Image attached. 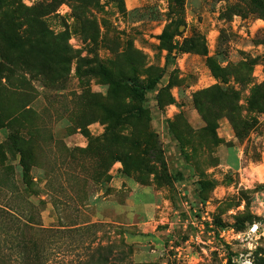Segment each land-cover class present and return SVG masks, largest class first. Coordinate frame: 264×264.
Masks as SVG:
<instances>
[{
	"label": "rangeland",
	"instance_id": "rangeland-1",
	"mask_svg": "<svg viewBox=\"0 0 264 264\" xmlns=\"http://www.w3.org/2000/svg\"><path fill=\"white\" fill-rule=\"evenodd\" d=\"M25 104L26 168L2 127ZM15 236L38 264L264 257V0H0L9 257Z\"/></svg>",
	"mask_w": 264,
	"mask_h": 264
},
{
	"label": "trees",
	"instance_id": "trees-1",
	"mask_svg": "<svg viewBox=\"0 0 264 264\" xmlns=\"http://www.w3.org/2000/svg\"><path fill=\"white\" fill-rule=\"evenodd\" d=\"M45 34V32H43ZM46 35V34H45ZM57 39L61 37V35L55 36ZM27 46L30 45V41L26 40ZM25 44V45H26ZM8 74L12 75V71L8 70ZM14 85V83L8 81L7 79V88L6 91L10 92V86ZM28 85V81L23 78L22 81H20L21 88H24ZM137 116H142V113L139 112ZM35 117V111L30 107L29 104H25L19 109H11L9 115L7 116V119L5 121V125H2V127H9L12 131L10 140H12L15 144H17V150L21 154L22 157V165L24 168L28 167L25 160H26V153H27V143L28 141L24 139V137L21 136V133L19 131V127H28V123L33 120ZM16 128V129H15ZM15 220L13 222L14 227L18 230H20L17 227L18 220L15 219V217H12V220ZM17 233V232H16ZM6 242H11L13 244V257H9V255H6L4 252L0 249V264H38V258H39V250L37 243L32 240H20L18 237L15 236L14 239L4 240L3 243L6 244ZM37 259V261H36ZM255 263L257 264H264V257L259 256ZM229 264H232L231 259H229Z\"/></svg>",
	"mask_w": 264,
	"mask_h": 264
}]
</instances>
